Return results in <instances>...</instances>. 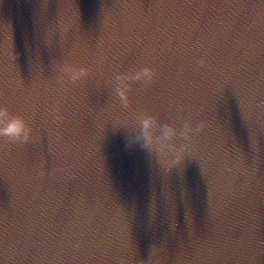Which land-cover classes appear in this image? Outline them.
I'll return each mask as SVG.
<instances>
[{"label": "water", "instance_id": "95a60500", "mask_svg": "<svg viewBox=\"0 0 264 264\" xmlns=\"http://www.w3.org/2000/svg\"><path fill=\"white\" fill-rule=\"evenodd\" d=\"M58 59L91 71L60 81ZM144 64L157 76L121 105L115 75ZM0 104L33 129L0 138L4 264H264L258 4L0 0ZM145 112L177 130L207 121L196 157L166 171L182 136L151 153L111 123L101 137L106 121Z\"/></svg>", "mask_w": 264, "mask_h": 264}, {"label": "clouds", "instance_id": "9594fccd", "mask_svg": "<svg viewBox=\"0 0 264 264\" xmlns=\"http://www.w3.org/2000/svg\"><path fill=\"white\" fill-rule=\"evenodd\" d=\"M197 63L205 67L208 66V61L203 56L198 59ZM55 69L60 81L71 83L79 82L91 71L87 65L74 64L61 59L55 61ZM156 76L157 70L148 64L132 67L127 72L117 73L114 77V96L121 105L128 106L130 103L129 92L133 82H140L147 86L152 83ZM55 119L59 121L63 117L57 112ZM109 123L114 128L126 130L129 147L140 145L149 153L153 150L162 152L166 145L172 147L171 142L177 136H182L187 142L175 148L168 156L166 171L180 166L189 155L196 157L195 148L190 145V142L197 133L207 126L205 120H200L195 124L187 120L183 127L177 130L172 124L160 123L155 114L145 112L136 116L135 119L115 118L106 121L101 126V137L105 126ZM0 138H7L11 142H28L33 139V129L28 120L23 115L12 112L4 104H0Z\"/></svg>", "mask_w": 264, "mask_h": 264}, {"label": "snow or ice", "instance_id": "6c2138e0", "mask_svg": "<svg viewBox=\"0 0 264 264\" xmlns=\"http://www.w3.org/2000/svg\"><path fill=\"white\" fill-rule=\"evenodd\" d=\"M165 6L182 7L186 4H197L200 7L206 6H240L247 7L250 4H258L262 10H264V0H161ZM162 115V114H161ZM2 228V224H0ZM0 264H4V260L0 258Z\"/></svg>", "mask_w": 264, "mask_h": 264}]
</instances>
